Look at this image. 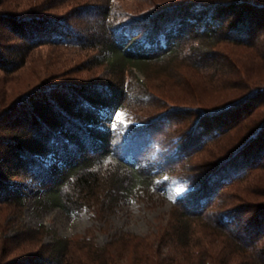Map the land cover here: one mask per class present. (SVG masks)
Returning a JSON list of instances; mask_svg holds the SVG:
<instances>
[{
  "label": "trees",
  "instance_id": "16d2710c",
  "mask_svg": "<svg viewBox=\"0 0 264 264\" xmlns=\"http://www.w3.org/2000/svg\"><path fill=\"white\" fill-rule=\"evenodd\" d=\"M90 3L78 5L74 13L84 22L83 26H76L79 21L72 22L65 16L0 11L3 71L21 66L33 47L53 43L97 49L99 59L106 55V72L110 75L97 84L36 86L15 103L0 107V201H8L15 209L21 206V191L8 184L12 177L21 176L37 182L46 204L68 213L84 208L99 212L104 205L113 206L129 194L138 197L149 192L164 196L169 182L177 179L186 191L171 203L181 205L182 209L171 212L160 235H168L171 252L155 264H264V212L256 220L243 222L234 210L202 215L209 210L208 201L213 199L214 191L224 185L219 182L223 176L220 173L243 160L231 162L233 153L199 181L198 175L177 172L176 167L187 158L188 144L185 142L183 147V135H154L153 142L150 135V141H137L131 134L133 125L119 122L108 128L97 125L110 120L111 111L124 107L125 97L140 96L141 100L151 97V93H145L146 88L144 94L140 93L131 79L122 76L132 68L143 70L151 61L164 58L173 61L179 55L191 60V66L217 70L222 66L220 56L206 50L208 40L217 33L232 42L260 46L257 53L264 63V0H189L180 8L168 6L146 19L127 20L119 18L120 11L113 9L109 0L98 5ZM96 11L100 15L98 24L93 18ZM11 35L18 42L6 44ZM183 40L189 43L180 49ZM239 102L215 109L211 114L232 113ZM248 112L232 119L241 123ZM198 123L201 125V121ZM144 126L151 129L152 123ZM247 126L252 131L255 123ZM258 130L260 126L237 149H244ZM209 133L208 129L202 133L204 139L211 136ZM151 144L153 149L149 147ZM108 197L109 204L105 202ZM228 225L231 228L227 229ZM40 239L31 235L25 242L32 245ZM126 239L120 236L107 246H98L84 237L83 248H77L55 233L32 253L20 256L17 264H117L120 249L136 254L144 242L133 238L130 245L131 235Z\"/></svg>",
  "mask_w": 264,
  "mask_h": 264
},
{
  "label": "rangeland",
  "instance_id": "374dc122",
  "mask_svg": "<svg viewBox=\"0 0 264 264\" xmlns=\"http://www.w3.org/2000/svg\"><path fill=\"white\" fill-rule=\"evenodd\" d=\"M100 1L104 3V0ZM186 1L189 0H109L112 8L120 11L119 18L124 20L146 19L168 6L179 5L180 8ZM101 2L0 0V11L17 15L41 13L46 17L65 16L75 22L79 21L74 14L79 7L85 3L98 5ZM93 18L98 24L100 15L97 11ZM83 25V21L76 24ZM91 30L97 32L95 27ZM217 34L208 40L206 46V50H213L220 56L222 66H218L217 70L201 68V65L191 66V60L180 58L179 55H175L173 61H168L167 58L151 61L143 70L132 68L122 76L131 79L140 93L146 88L145 93H151V97L145 100H141L140 96L136 99L125 97V106L111 111V119L100 121L97 125L104 128L112 127L116 122L126 126L133 125L135 128L131 134L137 137V141H150V135L152 142L154 135H183V147L185 142L188 144L187 158L176 167L177 172L193 177L198 175L199 181H203L221 165L223 159L234 153L231 162L243 161L220 173V177L223 176L219 182L224 185L216 190L211 187V190H215L214 197L209 199V210L202 215L207 216L209 211L234 210L240 215L241 222L256 220L264 212V63L257 53L260 46L232 42ZM16 41L18 42L12 36L6 44ZM185 41L181 42L180 49L188 46L184 44L189 41ZM96 50L92 47L53 43L33 47L21 66L10 72L0 69V107L5 108L15 103L36 86L59 83L90 85L109 78L110 75L106 72V55L99 59ZM117 78L121 80L120 77ZM234 101H240L234 112L211 114L215 113V109ZM245 102L248 104L242 106ZM246 111L249 112L241 123L234 122ZM253 122L255 128L249 131L247 125ZM150 123L151 129L150 126H144ZM203 125L206 126L204 129ZM226 126L231 127L225 128ZM258 126L261 130L252 135L244 149L238 150ZM160 127L162 132H159ZM206 129L211 136L204 139L202 133ZM189 137L196 142L191 143ZM149 147L154 148L152 144ZM8 184L21 191L22 204L15 209L8 201H0V264H17L20 256L32 253L39 244L48 242L55 233L69 239L70 244L73 247L76 244L77 248H83L81 245L84 237L86 241L90 240L98 246H107L117 237L123 236L126 239L131 235L130 245L136 238L143 239L144 242L140 244L136 254L131 250L125 253L124 248L120 249V258L116 263L155 264L171 252L168 248V235H160L169 223L171 212L182 209L181 205H173L171 201L186 191L179 180L173 179L164 196L149 192L138 197L129 194L118 199L113 206L104 205L99 212L84 208L76 213H68L58 206L44 203L36 181L15 176L8 180ZM109 198L105 199L108 204ZM213 218L214 221L217 220L215 215ZM212 219L209 222L214 224ZM231 224L235 225V221ZM35 228L38 229L37 232L30 233ZM31 235L41 239L29 245L31 243L25 241ZM147 255L148 258L145 259Z\"/></svg>",
  "mask_w": 264,
  "mask_h": 264
}]
</instances>
